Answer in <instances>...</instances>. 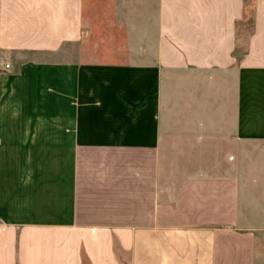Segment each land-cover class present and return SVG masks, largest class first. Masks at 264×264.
I'll use <instances>...</instances> for the list:
<instances>
[{
	"label": "crops",
	"instance_id": "obj_1",
	"mask_svg": "<svg viewBox=\"0 0 264 264\" xmlns=\"http://www.w3.org/2000/svg\"><path fill=\"white\" fill-rule=\"evenodd\" d=\"M0 224V264H264V0H0Z\"/></svg>",
	"mask_w": 264,
	"mask_h": 264
},
{
	"label": "rangeland",
	"instance_id": "obj_2",
	"mask_svg": "<svg viewBox=\"0 0 264 264\" xmlns=\"http://www.w3.org/2000/svg\"><path fill=\"white\" fill-rule=\"evenodd\" d=\"M247 17L248 18L245 21L246 26L245 27H242V30H244V31L239 32L240 47H238V51L236 52V57H237L238 60L242 57V55L245 52L247 34H248L249 30H250V22L248 20L249 19V15ZM100 25H101V23H100ZM99 40H102V39H99Z\"/></svg>",
	"mask_w": 264,
	"mask_h": 264
},
{
	"label": "trees",
	"instance_id": "obj_3",
	"mask_svg": "<svg viewBox=\"0 0 264 264\" xmlns=\"http://www.w3.org/2000/svg\"><path fill=\"white\" fill-rule=\"evenodd\" d=\"M249 15V22H250V25H251V22H252V2L250 1L249 4H248V9L246 11V17L244 19V22L242 23V27H245L246 26V19L248 18L247 16ZM241 26L239 27L238 26V29L240 30L242 28Z\"/></svg>",
	"mask_w": 264,
	"mask_h": 264
},
{
	"label": "built area",
	"instance_id": "obj_4",
	"mask_svg": "<svg viewBox=\"0 0 264 264\" xmlns=\"http://www.w3.org/2000/svg\"><path fill=\"white\" fill-rule=\"evenodd\" d=\"M6 67H9V65H7ZM2 231V225L0 224V232Z\"/></svg>",
	"mask_w": 264,
	"mask_h": 264
}]
</instances>
